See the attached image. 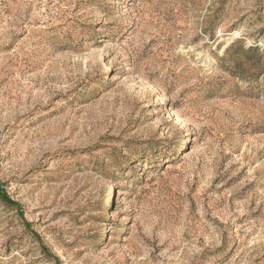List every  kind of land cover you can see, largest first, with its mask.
<instances>
[{
	"label": "rangeland",
	"instance_id": "374dc122",
	"mask_svg": "<svg viewBox=\"0 0 264 264\" xmlns=\"http://www.w3.org/2000/svg\"><path fill=\"white\" fill-rule=\"evenodd\" d=\"M0 264H264V0H0Z\"/></svg>",
	"mask_w": 264,
	"mask_h": 264
},
{
	"label": "trees",
	"instance_id": "16d2710c",
	"mask_svg": "<svg viewBox=\"0 0 264 264\" xmlns=\"http://www.w3.org/2000/svg\"><path fill=\"white\" fill-rule=\"evenodd\" d=\"M0 193H1V195H2L3 200H4L6 203H8V204H14V202H13L10 198H8V197L5 195V192L2 191L1 185H0Z\"/></svg>",
	"mask_w": 264,
	"mask_h": 264
}]
</instances>
